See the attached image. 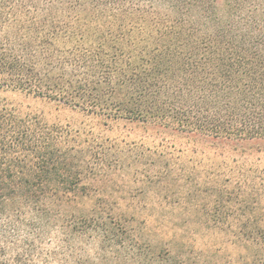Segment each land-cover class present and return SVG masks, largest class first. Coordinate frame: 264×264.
<instances>
[{
	"label": "trees",
	"instance_id": "trees-1",
	"mask_svg": "<svg viewBox=\"0 0 264 264\" xmlns=\"http://www.w3.org/2000/svg\"><path fill=\"white\" fill-rule=\"evenodd\" d=\"M218 2L0 0V89L102 119L264 141V0L223 14ZM76 142L0 100V249L27 243L54 208L81 234L117 239L112 217L70 212L104 157Z\"/></svg>",
	"mask_w": 264,
	"mask_h": 264
},
{
	"label": "rangeland",
	"instance_id": "rangeland-1",
	"mask_svg": "<svg viewBox=\"0 0 264 264\" xmlns=\"http://www.w3.org/2000/svg\"><path fill=\"white\" fill-rule=\"evenodd\" d=\"M236 2L220 0L218 8L223 14ZM200 31L196 37L209 34ZM0 100L67 128L80 148L104 156L101 172L85 176L90 196L70 212L92 209L121 224L108 243L94 230L81 234L54 208L27 243H5L0 263L264 264V141L241 146L102 119L1 89Z\"/></svg>",
	"mask_w": 264,
	"mask_h": 264
}]
</instances>
